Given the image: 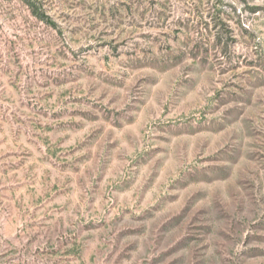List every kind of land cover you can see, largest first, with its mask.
<instances>
[{"label": "rangeland", "instance_id": "obj_1", "mask_svg": "<svg viewBox=\"0 0 264 264\" xmlns=\"http://www.w3.org/2000/svg\"><path fill=\"white\" fill-rule=\"evenodd\" d=\"M0 0V264H264V0Z\"/></svg>", "mask_w": 264, "mask_h": 264}, {"label": "trees", "instance_id": "obj_2", "mask_svg": "<svg viewBox=\"0 0 264 264\" xmlns=\"http://www.w3.org/2000/svg\"><path fill=\"white\" fill-rule=\"evenodd\" d=\"M31 8L33 14L37 15L40 18H48L46 15V9L44 8V4L40 0H24Z\"/></svg>", "mask_w": 264, "mask_h": 264}]
</instances>
